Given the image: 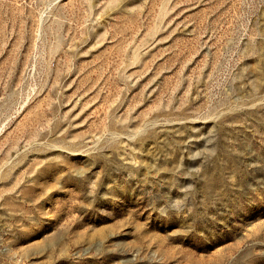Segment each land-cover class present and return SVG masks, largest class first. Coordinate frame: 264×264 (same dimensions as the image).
I'll return each instance as SVG.
<instances>
[{"label": "rangeland", "instance_id": "1", "mask_svg": "<svg viewBox=\"0 0 264 264\" xmlns=\"http://www.w3.org/2000/svg\"><path fill=\"white\" fill-rule=\"evenodd\" d=\"M0 264H264V0H0Z\"/></svg>", "mask_w": 264, "mask_h": 264}]
</instances>
